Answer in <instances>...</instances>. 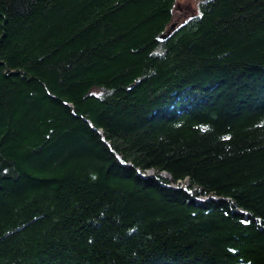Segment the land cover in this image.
Listing matches in <instances>:
<instances>
[{"label": "trees", "instance_id": "obj_1", "mask_svg": "<svg viewBox=\"0 0 264 264\" xmlns=\"http://www.w3.org/2000/svg\"><path fill=\"white\" fill-rule=\"evenodd\" d=\"M175 1L0 0V264H264V0Z\"/></svg>", "mask_w": 264, "mask_h": 264}, {"label": "rangeland", "instance_id": "obj_2", "mask_svg": "<svg viewBox=\"0 0 264 264\" xmlns=\"http://www.w3.org/2000/svg\"><path fill=\"white\" fill-rule=\"evenodd\" d=\"M195 12H196L195 0H176L172 12L171 25L173 24L176 25L180 23L182 19L192 15Z\"/></svg>", "mask_w": 264, "mask_h": 264}]
</instances>
